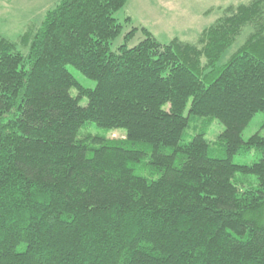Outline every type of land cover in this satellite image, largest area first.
Listing matches in <instances>:
<instances>
[{"label":"trees","instance_id":"16d2710c","mask_svg":"<svg viewBox=\"0 0 264 264\" xmlns=\"http://www.w3.org/2000/svg\"><path fill=\"white\" fill-rule=\"evenodd\" d=\"M128 1L61 0L26 54L0 35V264H264V0L167 43L124 34Z\"/></svg>","mask_w":264,"mask_h":264},{"label":"rangeland","instance_id":"374dc122","mask_svg":"<svg viewBox=\"0 0 264 264\" xmlns=\"http://www.w3.org/2000/svg\"><path fill=\"white\" fill-rule=\"evenodd\" d=\"M61 0H0V35L17 45L23 54L29 48L23 36L34 32L43 20L45 14L53 9ZM248 0H129L124 8L115 14L116 19L124 26V34L132 28L146 27L154 36L163 43L170 42L174 38L193 42L197 35L205 28L211 26L222 14L219 8L232 4L247 2ZM162 15L165 17L157 20ZM130 18V22H127ZM159 30L157 31V27ZM161 31V32H159ZM252 33L250 26L246 27L237 40L222 54L219 64H226L247 41ZM144 37L137 32L129 41V46H134ZM123 40L119 38L113 45L115 48ZM68 69L86 87L95 88L96 82L86 79L76 69L69 66ZM86 100L82 102L85 104ZM264 115L258 114L243 132V138L248 141L251 136L260 133L264 136ZM223 131V127L217 122L207 135L210 141H216ZM89 132L107 136L111 139H122L126 135L125 130L106 131L95 126ZM193 134V131H189ZM215 156L221 155V150L214 148ZM257 156L252 153L246 157H236V164H252L257 161Z\"/></svg>","mask_w":264,"mask_h":264},{"label":"crops","instance_id":"0c3cea01","mask_svg":"<svg viewBox=\"0 0 264 264\" xmlns=\"http://www.w3.org/2000/svg\"><path fill=\"white\" fill-rule=\"evenodd\" d=\"M161 18H164V19H165L164 16L160 15V16L157 18V20H160ZM155 26H156V25H155ZM156 27H157V31H158V30H159V26H156ZM153 29H154V28H152V33H154ZM159 32H161V31H159Z\"/></svg>","mask_w":264,"mask_h":264}]
</instances>
